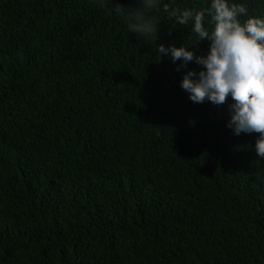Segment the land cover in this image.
Returning <instances> with one entry per match:
<instances>
[{
  "label": "trees",
  "instance_id": "1",
  "mask_svg": "<svg viewBox=\"0 0 264 264\" xmlns=\"http://www.w3.org/2000/svg\"><path fill=\"white\" fill-rule=\"evenodd\" d=\"M151 15L155 44L96 0H0V264H264L259 134L188 99L200 66L156 45L209 42Z\"/></svg>",
  "mask_w": 264,
  "mask_h": 264
},
{
  "label": "clouds",
  "instance_id": "2",
  "mask_svg": "<svg viewBox=\"0 0 264 264\" xmlns=\"http://www.w3.org/2000/svg\"><path fill=\"white\" fill-rule=\"evenodd\" d=\"M97 6L113 17L124 19L128 33L138 34L155 44L158 24L151 15L162 7L174 22L190 29L194 40H207L208 50L196 55L187 44L156 45L176 71L194 63L199 71L187 70L179 87L188 99L201 104L224 105L229 116L225 127L232 134L258 133L252 151L264 158V10L254 11L248 0H202L200 4L171 6L163 0H137L136 8L121 5L118 0H96ZM264 3V0H261Z\"/></svg>",
  "mask_w": 264,
  "mask_h": 264
}]
</instances>
